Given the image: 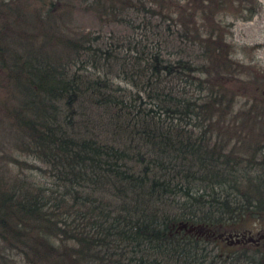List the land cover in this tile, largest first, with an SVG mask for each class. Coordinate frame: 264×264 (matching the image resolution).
<instances>
[{"label":"trees","instance_id":"obj_1","mask_svg":"<svg viewBox=\"0 0 264 264\" xmlns=\"http://www.w3.org/2000/svg\"><path fill=\"white\" fill-rule=\"evenodd\" d=\"M210 5L0 0V113L32 160H0V264H264L222 236L264 210V177L231 153L248 120L214 80L233 65L196 24ZM85 8L99 29L68 32Z\"/></svg>","mask_w":264,"mask_h":264},{"label":"rangeland","instance_id":"obj_2","mask_svg":"<svg viewBox=\"0 0 264 264\" xmlns=\"http://www.w3.org/2000/svg\"><path fill=\"white\" fill-rule=\"evenodd\" d=\"M180 1L183 2V0ZM212 4L197 18L196 24L202 30L203 26L213 25L221 36L220 42L223 47L229 51L231 60L229 65L233 67H230L229 72H223L214 78L216 81L224 80L226 88L231 87L234 90L231 98L233 107L231 111L228 109L226 116L235 115L238 123L248 120L244 127L235 126L241 142L231 153L234 156L239 154L253 158L251 174L264 177L262 161V153H264V0H212ZM35 11L32 4L29 10L30 15L26 19V21L29 20V24H34L35 16H39ZM67 15V20L72 23L69 28L66 27L68 32L74 34L87 29H99L94 14L86 8L78 9L73 14L67 13ZM59 18L63 17L60 15ZM118 28V26H110L108 30L120 31ZM53 30L56 40H60L63 37L62 34L70 35L58 28ZM0 95H2L1 92ZM12 106L14 103L9 102L6 107ZM15 140L11 127L8 126L5 117L1 118L0 113V160L2 158L8 161L20 159L18 161H22L20 166L27 168L26 172L30 173L32 160L25 157V162L23 153L17 155ZM3 148L6 153H1ZM259 211L260 215H255L252 222L244 223L248 225V230L227 235L223 232V238L230 241L229 243L250 242L252 244H248L250 247L255 245L258 251L264 254V210Z\"/></svg>","mask_w":264,"mask_h":264}]
</instances>
